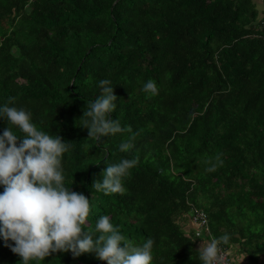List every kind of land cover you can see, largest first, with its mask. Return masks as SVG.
Here are the masks:
<instances>
[{
	"label": "trees",
	"instance_id": "trees-1",
	"mask_svg": "<svg viewBox=\"0 0 264 264\" xmlns=\"http://www.w3.org/2000/svg\"><path fill=\"white\" fill-rule=\"evenodd\" d=\"M262 15V0H0V108L25 109L71 144L64 186L89 199L85 232L97 238L107 215L136 246L153 240L152 264H203L202 241L227 234L231 264H264ZM103 79L124 131L97 140L82 116ZM149 80L155 95L143 91ZM7 128L23 136L0 117V135ZM134 158L124 193L93 187ZM193 208L207 215L204 238L182 225ZM12 246L0 237V264H23ZM28 264L106 261L56 252Z\"/></svg>",
	"mask_w": 264,
	"mask_h": 264
},
{
	"label": "clouds",
	"instance_id": "clouds-1",
	"mask_svg": "<svg viewBox=\"0 0 264 264\" xmlns=\"http://www.w3.org/2000/svg\"><path fill=\"white\" fill-rule=\"evenodd\" d=\"M99 87L100 96L90 102L89 110L83 111L82 116L87 118L83 121L87 136L97 140L124 131L118 120L109 118L117 107L111 81L103 79ZM143 91L155 95L158 90L149 80ZM14 100L12 97L8 103ZM0 117H6L23 133L18 137L7 128L0 135V186H3L0 237L5 242H14L11 251L23 264L44 260L56 252H71L74 256L94 252L106 264H152L153 240L149 238L142 246H136L113 226L107 215L96 223L95 231L100 233L97 238L83 230L90 213L89 199L64 186L62 156L70 149V143L63 142L58 135L38 130L31 122V113L23 108L9 107L6 103L0 108ZM134 140L135 135L130 136L120 150L133 148ZM137 163L134 158L108 165L102 182L94 181L93 187L106 195L124 193L122 178ZM215 170L216 165L206 169L208 172ZM229 240V235L225 234L218 239L202 241L198 252L203 264H224L220 244H228Z\"/></svg>",
	"mask_w": 264,
	"mask_h": 264
},
{
	"label": "built area",
	"instance_id": "built-area-1",
	"mask_svg": "<svg viewBox=\"0 0 264 264\" xmlns=\"http://www.w3.org/2000/svg\"><path fill=\"white\" fill-rule=\"evenodd\" d=\"M262 9H263V15L261 16L260 28L264 32V0H262ZM187 218L189 224L193 227L194 235L196 238H204L206 235H209L208 219L203 209H197V208L191 209ZM222 253L225 257L224 264H231V260H229L226 251L222 249Z\"/></svg>",
	"mask_w": 264,
	"mask_h": 264
},
{
	"label": "crops",
	"instance_id": "crops-1",
	"mask_svg": "<svg viewBox=\"0 0 264 264\" xmlns=\"http://www.w3.org/2000/svg\"><path fill=\"white\" fill-rule=\"evenodd\" d=\"M182 225L185 227L186 230H189L191 228L193 229V227L189 224V222H187V223L184 222V223H182Z\"/></svg>",
	"mask_w": 264,
	"mask_h": 264
},
{
	"label": "rangeland",
	"instance_id": "rangeland-1",
	"mask_svg": "<svg viewBox=\"0 0 264 264\" xmlns=\"http://www.w3.org/2000/svg\"><path fill=\"white\" fill-rule=\"evenodd\" d=\"M240 260V259H239Z\"/></svg>",
	"mask_w": 264,
	"mask_h": 264
}]
</instances>
